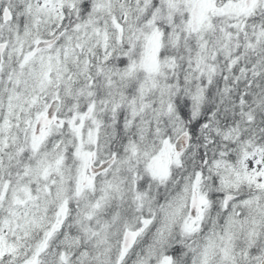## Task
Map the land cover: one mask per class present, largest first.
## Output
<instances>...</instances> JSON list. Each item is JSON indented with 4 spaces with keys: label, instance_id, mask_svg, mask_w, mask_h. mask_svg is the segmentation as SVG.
<instances>
[{
    "label": "snow or ice",
    "instance_id": "6c2138e0",
    "mask_svg": "<svg viewBox=\"0 0 264 264\" xmlns=\"http://www.w3.org/2000/svg\"><path fill=\"white\" fill-rule=\"evenodd\" d=\"M0 264H264V0H0Z\"/></svg>",
    "mask_w": 264,
    "mask_h": 264
}]
</instances>
